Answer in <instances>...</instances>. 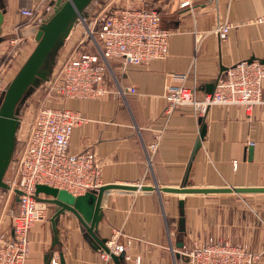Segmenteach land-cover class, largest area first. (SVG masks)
Instances as JSON below:
<instances>
[{
	"label": "crops",
	"instance_id": "crops-1",
	"mask_svg": "<svg viewBox=\"0 0 264 264\" xmlns=\"http://www.w3.org/2000/svg\"><path fill=\"white\" fill-rule=\"evenodd\" d=\"M53 1L3 0L1 68L14 51L20 54L21 66L34 46V24L50 14ZM98 1L94 10L156 9L171 35L165 58L135 66L113 61L105 78L109 93L65 99L60 105L85 119L73 129L68 151L90 149L95 154L102 186L139 188L103 191L100 219L93 230L97 238L107 245L118 235L126 255L148 264H187L183 252L209 239L246 245L258 254L256 264H264V193L160 191L264 188V81L263 103L252 110L212 106L196 118L190 106H182L168 114L165 97L169 87L181 84L195 85L201 95L211 90L226 68L245 60H264V22H258L264 17V0H191L186 7L177 0ZM22 9L34 11V19L22 16ZM217 22L231 24L225 40L209 32ZM67 40L63 48L71 49ZM199 119L206 127L202 140ZM155 142L148 163V147ZM38 198L44 218L29 230L26 264H45L49 257H57L59 264L60 259L64 264H116L112 258H100L102 249L88 242L72 212L48 202L51 197L45 194ZM180 200L183 232L179 231Z\"/></svg>",
	"mask_w": 264,
	"mask_h": 264
},
{
	"label": "built area",
	"instance_id": "built-area-1",
	"mask_svg": "<svg viewBox=\"0 0 264 264\" xmlns=\"http://www.w3.org/2000/svg\"><path fill=\"white\" fill-rule=\"evenodd\" d=\"M177 1L180 7L192 2ZM107 13L101 21L97 16L91 23L95 25L100 21L95 37L90 41L94 51H73L65 55L59 69L53 71L46 82L50 85L51 98L80 100L103 96L110 92L105 78L111 74V62L135 66L167 56L171 33L162 27L158 10L116 7ZM20 14L29 21L35 17V12L30 9H22ZM258 22H264V17ZM230 28L228 22H217L209 32L219 40H225ZM263 81V63L259 60L241 61L223 71L215 80L212 92L199 95L195 85L169 87L165 96L168 102L166 112L169 114L176 107L190 106L197 118L212 106H240L252 110L263 103ZM127 91L133 90L129 88ZM84 121L77 111L60 105L41 106L35 112L21 142L14 176L8 183V193L17 196L18 201L15 211L10 214L9 226H0V264H26L29 230L44 218V208L36 194L37 185L62 189L73 196L97 192L102 187L101 166L95 154L90 149L77 154L68 151L73 129ZM20 122L21 126L22 120ZM156 146L157 142L148 147V163ZM117 237L114 234L107 242L108 252L102 250L101 259L123 254V264H148L138 256L126 255L125 246L117 242ZM183 253L187 264H256L259 259L248 246L219 239L196 243ZM48 264H59L58 258L50 257Z\"/></svg>",
	"mask_w": 264,
	"mask_h": 264
},
{
	"label": "water",
	"instance_id": "water-1",
	"mask_svg": "<svg viewBox=\"0 0 264 264\" xmlns=\"http://www.w3.org/2000/svg\"><path fill=\"white\" fill-rule=\"evenodd\" d=\"M98 0H54L51 4L52 11L39 22H35L34 46L21 66L6 83L0 92V190H8L9 186L4 178L17 146V135L20 129L21 112L25 103L32 95L52 76L61 51L71 31L78 25L86 26L90 21L94 4ZM5 13L3 0H0V43L4 41L1 36V25ZM251 61V60H250ZM264 64V60L260 61ZM212 92L214 84L210 85ZM201 123V119H199ZM199 138L203 139L205 125L202 124ZM200 146L198 141L196 148ZM108 189H139L135 186L108 185L102 186L97 192H88L81 196H73L65 190L37 185L36 194H45L51 197L47 200L58 205L62 210L72 212L79 220L85 237L91 244L108 252L106 240H99L94 233L100 214L99 204L103 191ZM142 190H152V187H142ZM160 191L176 194H209V193H264V188H161ZM19 195V192L16 191ZM18 201V197H15ZM179 231H184L183 201H179ZM116 264H121L123 254L111 255ZM50 257L45 264H48ZM60 264H64L60 259Z\"/></svg>",
	"mask_w": 264,
	"mask_h": 264
},
{
	"label": "rangeland",
	"instance_id": "rangeland-1",
	"mask_svg": "<svg viewBox=\"0 0 264 264\" xmlns=\"http://www.w3.org/2000/svg\"><path fill=\"white\" fill-rule=\"evenodd\" d=\"M99 2V1H96ZM94 4L96 7L97 4ZM94 7V8H95ZM107 9L104 11L101 9L94 10L92 12L90 21L86 26L83 24H78L70 33L69 38H68V43H70L71 49H64L62 50L60 57L58 59V62L54 68L56 71L59 69L58 67L61 65L62 61L64 60L65 55H69L72 53V51L78 52L82 50H86L87 52L89 51H94V48L91 47V39L95 37V32L97 31V28L99 26V22L104 19L107 16ZM98 16L100 21H97L95 25H91L92 22H94V19ZM73 38V39H72ZM75 42H71L70 40ZM89 50V51H88ZM10 51L7 52V54ZM12 53V52H11ZM9 54V58L4 63V66L0 69V92L3 89L5 83L10 80L13 75L16 73L18 68L20 67L19 62H22L20 60V54L18 52L14 51L12 54ZM6 54V55H7ZM6 59V58H5ZM4 59V60H5ZM49 83L43 84L33 95L32 97L25 103V105L22 108V114H21V120H22V125L20 126V131L18 132L17 135V146L16 150L13 156V161L10 164L7 173L5 175V182L8 184L11 182L14 172H15V161L17 157L19 156L20 150H21V142L23 141L24 135L26 128L28 124L31 123L35 112L37 109L41 106H56V105H62V102L65 100L63 98H51L49 95ZM16 209V202H15V197L11 194L8 193V190H0V226L7 227L10 224V214L11 212H14Z\"/></svg>",
	"mask_w": 264,
	"mask_h": 264
}]
</instances>
